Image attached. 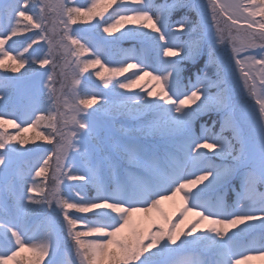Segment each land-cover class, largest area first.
I'll return each mask as SVG.
<instances>
[{"label": "snow or ice", "instance_id": "obj_1", "mask_svg": "<svg viewBox=\"0 0 264 264\" xmlns=\"http://www.w3.org/2000/svg\"><path fill=\"white\" fill-rule=\"evenodd\" d=\"M0 69V264L264 262V0H0Z\"/></svg>", "mask_w": 264, "mask_h": 264}, {"label": "rangeland", "instance_id": "obj_2", "mask_svg": "<svg viewBox=\"0 0 264 264\" xmlns=\"http://www.w3.org/2000/svg\"><path fill=\"white\" fill-rule=\"evenodd\" d=\"M109 11H111V9H109ZM106 15H107V13H106ZM50 21H51L50 27H57V28L60 27L59 24H58V20H57V17H56L55 12H53L50 15ZM38 43L43 44L44 42L43 41H40ZM33 47L35 48L36 45H34ZM89 56H90V54H89ZM86 58H88V57H82L81 59H86ZM4 71H6V70L5 69H0V72H4ZM126 75H129L130 76L131 75V72L126 73ZM93 79H96V78L93 76ZM121 79H123V78L121 77ZM148 80H149V78L148 77H145L144 80L140 81V84L143 85ZM18 123H19V121H18ZM37 130H39V129L38 128L29 129L28 132L24 133V135L27 136L28 138H30L29 137L30 134H32L33 131H37ZM215 130L219 131V127H218V129H215ZM16 131L17 130L15 128H13L11 125L8 126V132L10 134H14ZM33 143H35V144H42V145L45 146V148H52L53 145H54V141L53 142H49L47 140H43L40 143H38L37 141L29 140V145H27V147H31L33 145ZM39 155H43V153H40ZM35 159H36V157H29V158H27V160L21 161V169L22 170L23 169H27L29 167V161H34ZM33 175H34V173H33ZM45 176L47 177V180L46 181H45V177H37V179H38L39 182L40 181H44L45 182V187L46 188H49V187H51L53 185V181L51 179V177H52L51 171L50 170L46 171ZM166 204H167L168 207H170V208L172 207V202H166ZM23 255L24 256H29V255H31V253L25 252ZM67 258L68 257H64V256L61 257V259H67ZM247 264H264V262L259 261V260H253V261L247 262Z\"/></svg>", "mask_w": 264, "mask_h": 264}, {"label": "trees", "instance_id": "obj_3", "mask_svg": "<svg viewBox=\"0 0 264 264\" xmlns=\"http://www.w3.org/2000/svg\"><path fill=\"white\" fill-rule=\"evenodd\" d=\"M84 2H85V0H77V3H78V5H82V4H84ZM160 2H162V0H157V3H160ZM24 35L25 36H27V35H30V33H24ZM15 39V38H14ZM21 43H23V41H21L20 43H18L17 45H16V47H18V48H20L21 47ZM26 46V45H25ZM120 47H122V48H129V47H131V45L128 43V42H124ZM21 50H22V48H21ZM14 55H15V53H13ZM119 57H114V59H118ZM6 63H11V61H7ZM6 71H10V69H5ZM24 71V69H21V72H23ZM13 75H18V74H13ZM208 119V117L207 116H205V117H203L202 118V120H204V121H206ZM47 127V124L46 123H44V124H42L38 129L39 130H37V131H33L32 132V134H30V138H29V140H32V141H37L38 143H40L41 141H43L44 139H33L38 133H43V135L44 136H46V135H48L49 134V132H47V131H45V128ZM37 179V178H36ZM37 181H38V179H37ZM39 182V181H38ZM235 197L233 196V195H231V194H228V196H226V199L228 200V201H230V202H232V200L234 199ZM30 256V255H29Z\"/></svg>", "mask_w": 264, "mask_h": 264}]
</instances>
